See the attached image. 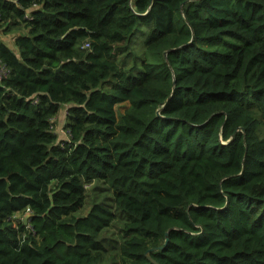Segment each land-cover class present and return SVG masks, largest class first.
<instances>
[{"label": "trees", "instance_id": "obj_1", "mask_svg": "<svg viewBox=\"0 0 264 264\" xmlns=\"http://www.w3.org/2000/svg\"><path fill=\"white\" fill-rule=\"evenodd\" d=\"M0 62V264H264V0H0Z\"/></svg>", "mask_w": 264, "mask_h": 264}, {"label": "built area", "instance_id": "obj_2", "mask_svg": "<svg viewBox=\"0 0 264 264\" xmlns=\"http://www.w3.org/2000/svg\"><path fill=\"white\" fill-rule=\"evenodd\" d=\"M83 47H90V42H88V41L85 42V43L83 44ZM7 74H8V68L6 67L5 64H3L2 62H0V81H1L4 77H6ZM65 133H66V137H69V135H70L69 130H66ZM30 212H31V210H30V208L28 207V208L26 209L25 213H17V214H21V217H19V216H17V214H15L14 218H22V219L24 220V222H25V219H26V217L29 216V213H30ZM27 222H28V221H27ZM27 222H26V223H27ZM27 227L32 229V227H31L30 225H27Z\"/></svg>", "mask_w": 264, "mask_h": 264}, {"label": "crops", "instance_id": "obj_3", "mask_svg": "<svg viewBox=\"0 0 264 264\" xmlns=\"http://www.w3.org/2000/svg\"><path fill=\"white\" fill-rule=\"evenodd\" d=\"M64 110H66V107H65ZM65 115H66V112L63 113L62 116H59V115L57 116L58 117V120H61V121H57V117L54 120L56 122L55 123L56 131L59 133V136L61 138H64V139L66 138L65 126L63 127V125L65 124Z\"/></svg>", "mask_w": 264, "mask_h": 264}, {"label": "rangeland", "instance_id": "obj_4", "mask_svg": "<svg viewBox=\"0 0 264 264\" xmlns=\"http://www.w3.org/2000/svg\"><path fill=\"white\" fill-rule=\"evenodd\" d=\"M11 39V38H10ZM143 39H144V33H142V35L139 33L138 35H137V39H134V42H136L137 41V44L138 45H142V43H143ZM128 102H124V103H121L118 107H117V110H119V111H123L127 106H128ZM57 121H61V120H58V117H57ZM56 123V122H55ZM55 123H54V127H55ZM63 127H64V125H63ZM56 128V127H55ZM87 206H90V205H87ZM17 216H19V217H21V214H17Z\"/></svg>", "mask_w": 264, "mask_h": 264}, {"label": "water", "instance_id": "obj_5", "mask_svg": "<svg viewBox=\"0 0 264 264\" xmlns=\"http://www.w3.org/2000/svg\"><path fill=\"white\" fill-rule=\"evenodd\" d=\"M167 53V52H166ZM28 221V217H26V219H25V223ZM167 237H166V241L168 240V232H167ZM165 246V243L162 245V246H160L159 248H162V247H164ZM147 255H148V257L150 258V255L147 253ZM151 259V258H150ZM155 264H159L158 262H156L155 260H153V259H151Z\"/></svg>", "mask_w": 264, "mask_h": 264}]
</instances>
